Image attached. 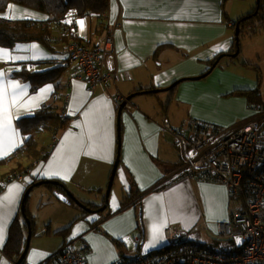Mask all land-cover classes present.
<instances>
[{
	"label": "crops",
	"instance_id": "1",
	"mask_svg": "<svg viewBox=\"0 0 264 264\" xmlns=\"http://www.w3.org/2000/svg\"><path fill=\"white\" fill-rule=\"evenodd\" d=\"M226 1L109 0L102 21L70 12L67 23L73 25L74 30L66 35L65 42L62 39L54 44L56 53L36 42L17 44L12 49L0 47L12 57H24L0 59V73H3L0 83L7 87L5 103L10 106L11 125L16 133L14 146L5 141L0 159L23 144L16 126L18 119L44 106L60 113L64 95H68L66 128L55 139L49 133L39 135L40 138L50 136V144L40 150L48 151L46 158L37 161L22 157L0 165L2 185L8 181L6 177L16 175L17 169L33 162L27 173L18 174L22 175L21 180L6 182L0 192V264H13L3 249L11 226L15 221L23 223L21 202L27 186L34 181H62L79 201L99 205L97 201L103 199L116 159L118 106L113 99L116 92L127 97L172 86L170 92H166L168 103H160L164 106L162 111L152 99L140 97L151 94L144 93L134 96L121 112L119 163L109 203L102 213L90 215L81 211L62 200L63 192H52L45 186L46 191L38 192L39 205H54L58 215L44 218L38 227L35 217H30L33 225L25 264H52L65 245L82 251L84 264H125L136 253L161 249L165 245L167 226L176 225L187 233L198 226L213 232L217 222L230 220L231 201L222 185L174 177L180 155L171 137L161 131L165 121L175 129L205 124L225 131L260 121L261 114L254 108L258 103L249 107L240 94L257 88L259 104H264V67L258 68L259 75L252 74L253 56L257 54V59H261L263 53L264 30L251 38L241 37L236 58L223 57L226 60L221 58L215 67L210 65L219 55L234 54L230 53L235 47L233 23L240 17L234 21L238 14L233 17L224 11ZM9 6L1 15L5 19L47 20L43 13ZM81 20L83 28L77 23ZM107 34L112 36L113 52L107 57L106 68L116 72L115 84L92 90L76 78L75 66L66 63L68 66L60 81L62 97L54 98V85L47 84L31 92L28 83L12 76L26 67L38 71L50 67L49 64L28 66V62L65 63V50L71 41L92 47L100 45ZM9 81L26 89L16 104L11 101L13 88ZM49 85L51 91L41 98L40 90ZM30 100L32 103H27ZM169 112H172L171 118ZM89 126L91 140L88 139ZM36 145L39 150L40 146ZM53 172L59 174L52 175ZM14 185L19 186L18 189L13 188ZM130 194V201L119 210L122 198ZM11 196L14 200L9 203L5 197ZM153 228L156 229L155 239Z\"/></svg>",
	"mask_w": 264,
	"mask_h": 264
},
{
	"label": "built area",
	"instance_id": "2",
	"mask_svg": "<svg viewBox=\"0 0 264 264\" xmlns=\"http://www.w3.org/2000/svg\"><path fill=\"white\" fill-rule=\"evenodd\" d=\"M91 18L96 17L91 15ZM66 29L74 30L73 25ZM112 52V37L107 34L100 45L92 47L71 41L64 60L74 64L76 78L93 90L115 84L116 72L106 68L107 57ZM67 99L65 95L64 109H67ZM113 99L117 106L128 103L118 92ZM254 108L261 114L260 121L238 129L225 131L205 124L175 129L167 121L161 126L180 155L175 178H195L222 185L227 195L241 201L232 222L215 225V239L229 240L230 244L205 250L200 247L199 238L193 240L191 233L173 226L164 230L162 249L155 253H136L125 264H264V105L256 104ZM61 117L65 118V114ZM16 177L10 175L6 180ZM234 228L238 230L239 243L235 240ZM57 255L52 264L85 263L84 253L71 245L63 246Z\"/></svg>",
	"mask_w": 264,
	"mask_h": 264
},
{
	"label": "trees",
	"instance_id": "3",
	"mask_svg": "<svg viewBox=\"0 0 264 264\" xmlns=\"http://www.w3.org/2000/svg\"><path fill=\"white\" fill-rule=\"evenodd\" d=\"M9 5H17L23 8H27L36 12L43 13L47 16V20L44 22H36L30 20L5 19L1 15L6 11ZM108 5H109V0H68V1L0 0V47L12 49L17 44L36 42L46 47L49 51L54 52L55 51L53 47L54 44L57 41H61L62 39L65 42V39H67L66 34L70 32V30L65 28V26L69 25L67 23V18L70 12H74L75 15L78 17L79 16L89 17L93 14L96 15L97 20L99 19L102 21L105 17H102L101 15L103 13L106 14L108 10ZM254 11L252 13L249 12L248 14L252 15ZM243 18H240L237 21L240 22V28H241L239 39L241 37L243 38L244 36L247 38L254 37L260 31L264 30L263 0H260L259 10L255 16H253L251 19L243 20ZM235 24L236 22L233 23V26H235ZM55 27L57 29H62L65 33L56 34ZM235 51H236V46L233 47L230 53H234ZM54 53H56V51ZM219 56H217L210 62L211 67L214 64L217 65V59ZM46 64H49L50 67L39 71L32 70V68L26 67V65L42 66ZM26 65H25L26 68H23L20 71L13 73L12 76L18 78L22 82L28 83L30 85L31 92H36L41 87L47 84H52L54 85V87H56L54 98L62 97V94L60 93L61 91L60 81L65 73L66 67L68 66L66 63H63L62 61L60 62L47 61V62H28L26 63ZM240 95L246 98L249 107H252L256 103H260V94L257 88L242 92V94ZM65 110L66 109L64 108L62 109L64 114H65ZM67 122H68L67 118L63 119L60 116L59 112L47 106H44L43 108L39 109L30 116H26L18 119L16 122V126L23 138V144L18 149H16L14 153H12L11 155L3 159H0V165L15 160L19 161L20 158L22 157H31L37 161L44 160L48 155V151L43 149H42L43 151H40L41 149L38 150L36 148L37 146L36 136H39L40 134L43 133H49L52 136V138L54 137L55 139L56 135L61 130L66 128ZM17 164H18V168L22 167L18 162ZM32 165L33 162L29 163V165H27L26 167H22V169L20 170L17 169L19 170V173L12 176L13 177L22 176L18 174H21L22 172L27 173L28 170H30V168L32 167ZM11 179L12 178H10L9 180ZM6 182L5 183L3 182L2 185H0V192L2 191V188L4 184H6ZM42 182H43V186H45L47 189H49L52 192H56V191L63 192L64 188H66L65 183H63L62 181L42 180ZM29 186L30 185H28L27 187ZM227 196L232 203L235 197L231 195L230 196L227 195ZM131 197L132 194H130V197L122 198L121 207L119 208V210H121L122 207L126 205L128 201H130ZM22 201L23 202L21 203L25 206V214H26V208L28 206L29 197L26 200H22ZM237 212L232 213L231 211L232 215L230 220L222 221V222H232ZM27 218L29 219L30 227L32 228L33 221H31L32 219H30V217ZM15 222L16 223H14L10 228L9 237L3 249L4 255L13 262H16L19 259L21 253L23 252L25 246L26 234H27V232H25L27 230L25 219L23 218L22 224L17 221ZM173 226L176 225H170L167 226L166 228ZM214 231H215V227H214ZM214 231L211 232L213 237H214L213 235ZM21 264H25V259L22 261Z\"/></svg>",
	"mask_w": 264,
	"mask_h": 264
},
{
	"label": "rangeland",
	"instance_id": "4",
	"mask_svg": "<svg viewBox=\"0 0 264 264\" xmlns=\"http://www.w3.org/2000/svg\"><path fill=\"white\" fill-rule=\"evenodd\" d=\"M255 7H256V0H227L224 3V11L227 14H231L233 17L238 14V17L233 19L234 21H236L239 17L241 18V16L243 14H245V15L242 17H246L249 12L252 13L254 11ZM65 28H66V26H65ZM57 31H56V34H60V33L63 34L64 33V31L62 29H57ZM69 33H67L66 35H69ZM104 38H103V40H104ZM112 44H113V39H112ZM263 53H264V47H263ZM263 53L261 55V59L260 58L257 59V57H258L257 54H255L253 56V60H255L254 61L255 66L252 69V74H254V75H255V73L259 75L258 68L264 67V63H263L264 62V54ZM221 60H226V59L222 58ZM68 65H74V64H68ZM153 90H156V89H153ZM169 92H170V90H169ZM140 97H148V99H152L155 103H157L158 107L162 111V108L164 107L163 105H166L168 103L169 95H167L166 92H159V93H152V94H148L146 96H140ZM160 103L163 105H161ZM261 105H264V104H261ZM59 114H60V116H62L63 111H61ZM169 114H170L169 118H171L172 112H169ZM63 119H65V118H63ZM36 141H37V144L40 146V149L45 148V147H47V145L50 144V136L48 138H46L45 136L42 138H40L39 136H36ZM174 156L177 158L176 152H174ZM19 177H22V176H17L13 180H17ZM39 191H46V189L44 186H40L37 189H35L32 193H30L28 206L26 208L27 216L28 217H35L36 227L41 225L42 220L44 218L46 219V217H48V216L54 217V216L58 215L57 211L54 208V205L48 204L44 207L39 205V203H38L39 199H40V195L38 194ZM89 192H91V191H89ZM97 202L99 203L98 207L99 206L104 207V205H105L104 199L98 200ZM240 206H241V201L238 198H234L233 202L231 203L232 213L237 212L239 210ZM75 207L77 209H79L77 206H75ZM211 232L212 231L210 229H206L205 227L199 228V226H198L191 231V235H192L193 240H195L196 238H199L198 243L200 244V247H202L205 250H209L213 247L218 248L221 245L230 244L229 240L220 241L219 243H218V241L216 242V239L212 236ZM234 234L236 235V238H235L236 242H237V240H239L241 242L240 236L238 235V230L235 228H234Z\"/></svg>",
	"mask_w": 264,
	"mask_h": 264
},
{
	"label": "water",
	"instance_id": "5",
	"mask_svg": "<svg viewBox=\"0 0 264 264\" xmlns=\"http://www.w3.org/2000/svg\"><path fill=\"white\" fill-rule=\"evenodd\" d=\"M259 5H260V0H256V7H255V11L252 15H247L246 17L243 18V20L245 19H251L253 16H255L257 13H258V10H259ZM240 22H236L235 24V33H234V36H235V46H236V51L234 52V54H222L218 57L217 59V62L223 58V57H230V58H236L238 53H239V35H240ZM216 64H214L212 67H215ZM172 86L171 87H168V88H165V89H156V90H152V91H142V92H137L135 94H131L129 96L126 97V100L128 101V103H130L131 99L136 96V95H139V94H144V93H159V92H167L169 90H171ZM128 103H121L119 106H118V114H117V152H116V159H115V162H114V165H113V168H112V171H111V174H110V177H109V181H108V184H107V187H106V190H105V194H104V207H100V208H95V207H98L97 205L95 204H91V203H88V202H81L79 201L68 189L64 188V191H63V197L62 200L65 201L67 204H70L71 202L77 206L81 211H85L87 212L88 214L92 215V214H100L103 212V210L107 207L108 203H109V196H110V192H111V188H112V184H113V179H114V176H115V173H116V169H117V166H118V163H119V152H120V144H121V138H120V129H119V124H120V114L121 112L126 108L127 105H130ZM56 184V182H55ZM38 186H43V182L42 181H38V182H35L34 184L30 185L24 195H23V199L22 200H26L29 196H30V193H31V190L35 187H38ZM23 202V201H22ZM20 212L22 214V217L25 219V222H26V225H27V236H26V241H25V246H24V249H23V252L21 253L19 259L14 262L13 264H21L22 261L25 259L26 257V254L28 252V249H29V242H30V238H31V227H30V223H29V219L26 217V214H25V206L21 203V206H20Z\"/></svg>",
	"mask_w": 264,
	"mask_h": 264
},
{
	"label": "snow or ice",
	"instance_id": "6",
	"mask_svg": "<svg viewBox=\"0 0 264 264\" xmlns=\"http://www.w3.org/2000/svg\"><path fill=\"white\" fill-rule=\"evenodd\" d=\"M12 7V6H9ZM70 22V21H69ZM81 28H83L84 21H78L77 22ZM33 48L36 46L33 45ZM24 59V57H12L9 52L5 49L0 48V59ZM34 58V57H33ZM3 76V73H0V77ZM9 86L13 88V92L11 93V101L12 104H16L17 100L22 97L26 91V89L22 86H19L18 83L9 81L8 82ZM51 91V85H49L45 89H41V98H43V95L46 94L47 92ZM8 98V93H7V87L3 85V83H0V153H3L4 150V144L5 141H7L9 146H14V136L16 135L15 130L12 128L11 125V113H10V106L6 105L5 101ZM35 99V98H33ZM27 103H32V101H28ZM87 116V113L85 114ZM77 127H80V125H76ZM89 140L92 139V128L89 126ZM65 140H67V136L65 137ZM81 146H83V140H81ZM59 151V149H58ZM47 174V173H46ZM59 173L53 172L52 175H58ZM67 178V177H65ZM19 186L14 185L13 188L18 189ZM10 192H12V189H9ZM6 200L9 201V203L14 200V196L11 197H5ZM153 239L156 238V229L153 228ZM162 238V237H161ZM240 241L237 240V243Z\"/></svg>",
	"mask_w": 264,
	"mask_h": 264
},
{
	"label": "bare ground",
	"instance_id": "7",
	"mask_svg": "<svg viewBox=\"0 0 264 264\" xmlns=\"http://www.w3.org/2000/svg\"><path fill=\"white\" fill-rule=\"evenodd\" d=\"M93 15V14H92ZM102 15H104V16H102V17H106V14L105 13H103ZM95 17H96V15H95ZM89 18H91V16H89ZM92 19V18H91ZM95 19H97V17L95 18ZM162 249V248H161ZM160 250V249H159ZM158 250V251H159ZM157 252V251H156Z\"/></svg>",
	"mask_w": 264,
	"mask_h": 264
},
{
	"label": "flooded vegetation",
	"instance_id": "8",
	"mask_svg": "<svg viewBox=\"0 0 264 264\" xmlns=\"http://www.w3.org/2000/svg\"><path fill=\"white\" fill-rule=\"evenodd\" d=\"M99 207H101V206H99ZM99 207H95V208H99Z\"/></svg>",
	"mask_w": 264,
	"mask_h": 264
}]
</instances>
